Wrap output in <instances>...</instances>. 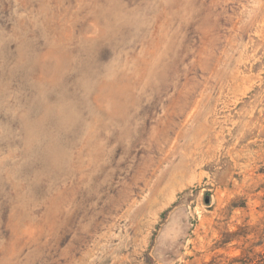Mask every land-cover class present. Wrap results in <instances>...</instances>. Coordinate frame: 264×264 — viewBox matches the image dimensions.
Here are the masks:
<instances>
[{
  "label": "rangeland",
  "instance_id": "374dc122",
  "mask_svg": "<svg viewBox=\"0 0 264 264\" xmlns=\"http://www.w3.org/2000/svg\"><path fill=\"white\" fill-rule=\"evenodd\" d=\"M0 264H264V0H0Z\"/></svg>",
  "mask_w": 264,
  "mask_h": 264
},
{
  "label": "water",
  "instance_id": "95a60500",
  "mask_svg": "<svg viewBox=\"0 0 264 264\" xmlns=\"http://www.w3.org/2000/svg\"><path fill=\"white\" fill-rule=\"evenodd\" d=\"M207 201H209V198H207Z\"/></svg>",
  "mask_w": 264,
  "mask_h": 264
}]
</instances>
